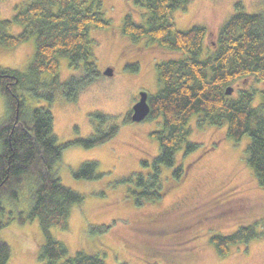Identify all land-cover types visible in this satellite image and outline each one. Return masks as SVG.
Segmentation results:
<instances>
[{"label": "trees", "instance_id": "trees-1", "mask_svg": "<svg viewBox=\"0 0 264 264\" xmlns=\"http://www.w3.org/2000/svg\"><path fill=\"white\" fill-rule=\"evenodd\" d=\"M133 2L145 8L146 19L139 23L126 14L122 24L124 34L134 40L149 39L157 46L174 50L180 58L156 64L160 88L149 95L151 113L147 119H160L161 127L150 133L160 149L152 163L142 161L148 171L123 180H135L128 189L132 199L141 206L163 198L167 190L162 178L164 166L173 168L172 175L177 180L184 178L186 168L176 165V155L181 150L188 154L200 147L188 140L194 117L200 127L224 129L235 143L249 137L245 162L254 173L256 184L264 188V10L248 13L244 3L236 2V11L222 24L217 40L207 46V27L193 25L178 30L171 17L174 10L186 7L190 0ZM106 14L102 0H24L16 6L14 16L0 20L1 45L17 47L30 38L35 39L36 45L28 71L0 67V89L8 110L7 118L0 122V230L13 220L26 223L39 219L45 236L39 258L44 264H108L98 253L83 248L71 254L69 247L52 236L50 229L67 228L71 208L85 199L84 194L61 182L57 165L63 149L72 144L88 148L108 142L117 135L120 126L114 122L115 116L93 112L90 113L93 133L60 146L51 109L45 106L28 109L20 92L33 88L32 96H45L52 103L53 94L61 88L68 101L78 99L79 93L101 76L90 30L110 26ZM16 26L21 29L13 33ZM63 57L73 68L82 66V74L61 84ZM128 67L137 71L139 65ZM44 73L52 77L50 82L41 81ZM252 79L263 85L247 86ZM239 80L244 86L236 88L238 92L234 95V85ZM228 86L234 89L232 94L227 93ZM43 88L50 91L40 94L38 90ZM258 93L261 99L256 104ZM131 112L126 114L125 123L132 121ZM97 169L98 163L89 160L80 164L74 176L98 179L102 173ZM21 198L29 202L30 209H19L14 215L8 205L18 207ZM204 205H195L194 212ZM207 213L202 217H209L211 213ZM256 224L241 225L231 234H213L211 243L220 256L226 255L230 246L248 243L264 234L257 231ZM108 228L102 224L97 226V232ZM172 231L176 234L175 230L165 234L174 235ZM11 252L8 242L0 239V264H8Z\"/></svg>", "mask_w": 264, "mask_h": 264}, {"label": "rangeland", "instance_id": "rangeland-1", "mask_svg": "<svg viewBox=\"0 0 264 264\" xmlns=\"http://www.w3.org/2000/svg\"><path fill=\"white\" fill-rule=\"evenodd\" d=\"M23 1L0 0V20L14 16L16 6ZM102 1L111 24L90 30L101 76L82 90L75 101H68L61 88L53 94L52 103L45 96H32L33 88L20 92L28 109L44 106L51 109L60 146L93 133L90 113L101 111L115 116L114 122L120 126L117 135L108 142L88 148L72 144L63 149L57 165L61 182L84 194L85 199L71 208L67 228L50 229L52 236L65 243L71 254L83 248L98 253L108 264H264V234L248 243L230 246L228 253L221 256L210 239L213 234H231L241 225L252 223H257L258 232H264V188L256 184V177L245 162L248 136L235 143L224 129L200 127L194 117L188 140L200 147L192 153L185 154L184 149L176 155V165L186 168L184 178L177 180L172 175L173 168L164 166L162 178L167 190L163 198L141 206L132 199L128 189L135 180H123L148 171L142 161L152 163L159 153L158 141L150 133L161 124L160 119L130 123L124 119L132 111L140 90L149 94L159 90L156 64L180 58V54L149 39L134 40L124 34L125 15L131 14L136 22L142 23L146 19L145 8L133 0ZM238 1L244 3L248 13L264 10V0H190L186 7L174 10L171 17L178 30L193 25L207 27L208 46L217 40L222 24L236 11ZM20 29L16 26L12 31L18 33ZM35 49L34 38L17 47L0 44V67L28 71ZM132 64L139 65L137 71L128 67ZM60 65L61 84L82 74V66L71 67L65 57L60 59ZM108 67L113 68L112 76L104 73ZM51 78L44 73L40 79L48 83ZM260 85L263 84L252 79L247 86ZM239 86H244L241 80L234 85V95ZM44 91L50 89L38 90L40 94ZM260 99L258 93L255 103ZM7 114L6 99L0 89V122ZM89 160L98 163L97 170L102 175L98 179H77L75 170ZM198 203L205 205L194 212ZM16 205V208L8 205L14 215L19 209H30L29 202L22 198ZM202 212L215 216L202 218ZM102 224L109 228L99 233L97 226ZM171 230L176 234H165ZM0 239L12 249L8 264H44L39 258L40 245L45 241L39 219L26 223L18 219L10 221L0 230Z\"/></svg>", "mask_w": 264, "mask_h": 264}, {"label": "water", "instance_id": "water-1", "mask_svg": "<svg viewBox=\"0 0 264 264\" xmlns=\"http://www.w3.org/2000/svg\"><path fill=\"white\" fill-rule=\"evenodd\" d=\"M105 75H110L112 76L113 73V68L112 67H108L105 71H104ZM234 91V89L231 86L227 87V93L228 94H232ZM149 93L146 90H140L139 91V100L136 101L134 103V105L132 106V121L134 122H140L145 120L146 118L149 117L150 113H151V103H149Z\"/></svg>", "mask_w": 264, "mask_h": 264}, {"label": "flooded vegetation", "instance_id": "flooded-vegetation-1", "mask_svg": "<svg viewBox=\"0 0 264 264\" xmlns=\"http://www.w3.org/2000/svg\"><path fill=\"white\" fill-rule=\"evenodd\" d=\"M138 100H139V96L137 95V99H136V101H138ZM207 214H208V213H207ZM205 215H206V214H205ZM210 215H211V216H210ZM212 216L214 217L215 214H213V215H212V214H209V217H212ZM207 217H208V215L205 216V217H202V218H207ZM209 217H208V218H209ZM172 232L174 233V231H172Z\"/></svg>", "mask_w": 264, "mask_h": 264}]
</instances>
